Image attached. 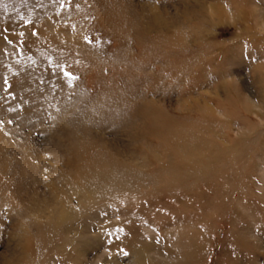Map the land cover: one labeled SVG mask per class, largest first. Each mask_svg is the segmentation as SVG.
Listing matches in <instances>:
<instances>
[{"label": "rangeland", "instance_id": "obj_1", "mask_svg": "<svg viewBox=\"0 0 264 264\" xmlns=\"http://www.w3.org/2000/svg\"><path fill=\"white\" fill-rule=\"evenodd\" d=\"M0 264H264V0H0Z\"/></svg>", "mask_w": 264, "mask_h": 264}, {"label": "snow or ice", "instance_id": "obj_2", "mask_svg": "<svg viewBox=\"0 0 264 264\" xmlns=\"http://www.w3.org/2000/svg\"><path fill=\"white\" fill-rule=\"evenodd\" d=\"M5 31H6V30H5ZM32 34H33V35H36V32L33 31ZM20 35L23 36V33H20ZM4 39H5V40H8V37L5 36ZM85 40H86L88 43H92V41L89 40L88 37H85ZM8 43L11 44L12 41H11V40H8ZM61 70L63 71V76H64V77H67V78L69 79L70 82H71L72 80L77 79V77L74 76L72 72L67 71V70H64L63 68H62ZM5 83H7V81H5ZM9 123H11V121H9ZM119 251H120L123 255H125V256L128 255V253H127L125 250H123V249H120Z\"/></svg>", "mask_w": 264, "mask_h": 264}]
</instances>
